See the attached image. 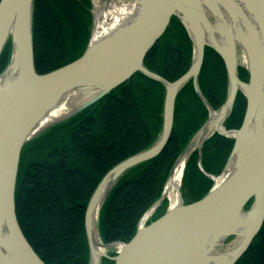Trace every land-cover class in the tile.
I'll list each match as a JSON object with an SVG mask.
<instances>
[{"label":"water","instance_id":"95a60500","mask_svg":"<svg viewBox=\"0 0 264 264\" xmlns=\"http://www.w3.org/2000/svg\"><path fill=\"white\" fill-rule=\"evenodd\" d=\"M111 4L131 9L94 37L99 12ZM97 11L92 2L83 53L40 75L33 62V0H0V54L10 44L0 73V264H44L15 217L14 192L23 146L94 105L134 74L163 88L160 129L150 146L113 166L93 190L83 215L87 264L104 260L112 264H234L264 222V0H102ZM172 18L185 31L192 54L185 73L168 82L148 71L143 59ZM205 48L218 55L225 70L226 96L216 110L198 86ZM239 67L246 71V81L239 79ZM188 82L206 109V119L172 163L160 197L143 213L132 238L104 244L98 215L109 192L122 176L161 154L172 129L175 99ZM237 93L245 99L243 119L237 129L226 130L224 123ZM214 134L231 139V150L218 176L205 174L212 181L205 195L184 204L180 181L185 163L192 152L200 158L204 141ZM181 158L185 162L171 205L165 185ZM164 201V214L148 222Z\"/></svg>","mask_w":264,"mask_h":264},{"label":"trees","instance_id":"16d2710c","mask_svg":"<svg viewBox=\"0 0 264 264\" xmlns=\"http://www.w3.org/2000/svg\"><path fill=\"white\" fill-rule=\"evenodd\" d=\"M90 9L89 0H33L32 48L37 74L67 65L83 53L90 32ZM9 53L7 42L0 54V73ZM191 54L185 31L172 18L143 64L172 82L185 73ZM223 67L218 55L205 48L198 86L212 110L226 96ZM237 72L241 81L247 80L243 68ZM192 89L188 82L175 99L172 130L161 154L122 176L109 192L98 215L104 244L132 238L143 213L160 197L172 163L206 119V109ZM162 97L161 84L134 74L94 105L23 146L14 192L15 217L23 237L44 264H87L83 231L87 202L113 166L153 143L160 129ZM242 97L237 93L225 129L240 126L245 108ZM232 144L231 139L216 134L204 141L200 152L203 173L218 176ZM197 159L195 151L185 163L180 188L184 204L199 200L212 185L197 169ZM183 187H187L188 199L183 197ZM165 206L166 201L148 222L164 214ZM262 223L235 264H264ZM104 264L112 262L105 260Z\"/></svg>","mask_w":264,"mask_h":264},{"label":"bare ground","instance_id":"6f19581e","mask_svg":"<svg viewBox=\"0 0 264 264\" xmlns=\"http://www.w3.org/2000/svg\"><path fill=\"white\" fill-rule=\"evenodd\" d=\"M94 6H95V12L97 14V10L102 6V0H92ZM131 9L129 6H113L108 5L107 9L99 12L95 23L93 36H97L98 34L102 33V31H106L110 29L114 24L121 18H123V14H127L128 11ZM65 109L58 110V112H55L54 114L59 115L62 112H64ZM220 128H222V124L220 125ZM185 162L184 158H181L180 161L177 163L176 167L174 168L172 174L170 175V178L168 180V183L166 186V192L165 196L167 197L169 204L174 205L176 197L174 196V188L177 187L180 179L181 169L183 166V163ZM95 241L98 242L97 236L95 235Z\"/></svg>","mask_w":264,"mask_h":264},{"label":"rangeland","instance_id":"374dc122","mask_svg":"<svg viewBox=\"0 0 264 264\" xmlns=\"http://www.w3.org/2000/svg\"><path fill=\"white\" fill-rule=\"evenodd\" d=\"M89 3H90V7H91V5H92V0H89ZM238 62H239V64L241 65L242 64V62H241V59L240 58H238ZM173 125V124H172ZM172 130V129H171ZM228 130V129H227ZM200 157H201V155H200ZM198 159H199V161H198ZM198 159H197V162H196V166H197V169L201 172L200 174H202V175H204V176H206L205 174L206 173H203V170H202V168H201V165H200V158L198 157ZM19 164V163H18ZM209 175V174H208ZM187 176V175H186ZM207 177V176H206ZM182 178H183V174H182ZM182 178H181V181H182ZM181 181H180V188H181ZM182 193H183V197H184V199H188V192H187V187H183V189H182ZM22 233V232H21ZM114 249L113 248H111L110 249V251H113ZM112 252H110V254H111ZM109 254V255H110ZM235 264V263H234Z\"/></svg>","mask_w":264,"mask_h":264}]
</instances>
